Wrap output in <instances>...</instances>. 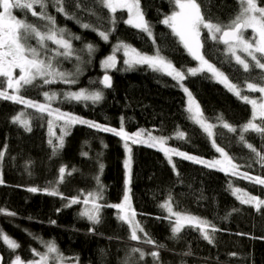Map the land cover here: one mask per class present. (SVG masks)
<instances>
[{"label":"trees","instance_id":"trees-1","mask_svg":"<svg viewBox=\"0 0 264 264\" xmlns=\"http://www.w3.org/2000/svg\"><path fill=\"white\" fill-rule=\"evenodd\" d=\"M82 2L85 5L92 4V0ZM213 4V18L218 17L223 21H227L238 7L236 0H213ZM141 6L146 18L153 24L154 33L167 44V54L171 55L176 66H196V61L182 47L175 45V38L170 35L167 26L159 23L163 14L170 12L168 0H141ZM261 6H264V0ZM36 10L39 11V7ZM69 11H77L79 16L84 17V22H89L84 12L71 7ZM48 12L56 17L59 26L67 27L72 33L82 37L81 41H73L77 50L82 49L85 43L92 42L98 46V51L90 63L87 53H80L82 62H78L75 57L61 59L59 67L62 71L75 73L79 65L81 74L78 84L56 83L44 86L43 89L28 90L23 93L26 97L42 100V91L88 87L91 81L103 76L104 69L100 66V61L111 53L112 45L118 39L143 51H153L151 41L145 34L122 22L127 19L126 10L117 12L120 23L107 43L93 31L82 29L73 20L65 19L53 7L49 6ZM16 13L22 17L20 11ZM30 22H37L36 18L30 17ZM122 60L123 53L120 52L118 69L124 68ZM213 62L216 60L213 59ZM235 68L233 63L231 70L229 66H225L224 70L233 78V82H239L243 87L245 76L242 72H236ZM109 74L113 79V87L104 89L105 99L101 104L92 106L89 103L85 106L58 100L55 106L116 128L120 126V117L123 116L128 132L145 129L154 130L158 135L173 136L179 128L188 134L190 142L173 137L168 141V146L206 158L217 155L198 127L186 118V95L179 87L173 86L175 81L171 77L155 73L146 66L127 72L110 70ZM185 85L199 101L205 115L212 118V122L221 113L228 122L237 126L250 118V105L239 101L223 85L201 77H190ZM93 87L103 86L97 84ZM244 94L256 96L258 93L245 91ZM22 108V105L0 100V150L7 146L5 158L0 164V178L4 181L0 184V209L16 213L14 217L0 213V230L20 244V248L9 251L0 240V253L5 264H11L16 255L27 264L28 261L37 259L32 249L37 252L44 250L40 241L33 239L29 233L45 241L55 240L63 255L78 264H122L131 247H140L146 253L159 250L158 261H154L150 255L139 261L137 255L139 264H264V206L257 211L254 206L241 205L227 189V184L231 180L234 187L263 199L264 186L173 157L176 171L179 172L177 176L163 153L146 145H132L131 201L137 212V220L153 239L165 247L156 249L152 245L130 241V230L116 219L117 210L113 208H104L103 222L95 226V231H89L92 224L78 215L83 204L64 207L68 203L66 199L62 200L42 191L31 193L27 189L45 187L48 182L58 178L60 166L67 165L69 170L75 168L78 171L71 177H66L65 182L60 185L59 190L65 197L76 196L80 190L84 193L93 190L96 187L93 177L98 172L97 154L102 152L100 161L105 168L101 180L106 191L101 202H121L125 191V150L122 140L111 133L97 132L86 125H76L71 129V135L65 138L63 150L59 155L52 156L48 140L51 137L56 142V137L61 135L60 125L55 126V135H52L45 115L44 119L33 120L31 132L25 131L11 121V117ZM33 112V109L29 111ZM217 131L224 134L217 143L226 146V151L236 157V162L245 166L241 171H248L253 176H264V168L255 162L250 150L237 143L238 134L228 133L224 129ZM246 139L264 152V146L255 134L249 133ZM85 141L88 143L85 144ZM101 141L107 145L106 148ZM82 152H87L88 156H83ZM248 164L252 167L249 168ZM169 192L174 197L175 211H186L207 218L222 230L216 233L214 245H209L197 231L191 229H185L179 239L171 238L169 221L162 218L167 216V212L158 207L167 199ZM233 209L240 211L232 212ZM229 212H232L231 216L227 220L223 219ZM51 221H55V224ZM241 233L244 235H239ZM189 251L191 254L185 255ZM231 253L237 255L231 256Z\"/></svg>","mask_w":264,"mask_h":264},{"label":"snow or ice","instance_id":"snow-or-ice-1","mask_svg":"<svg viewBox=\"0 0 264 264\" xmlns=\"http://www.w3.org/2000/svg\"><path fill=\"white\" fill-rule=\"evenodd\" d=\"M168 2L171 6L170 12L164 13L159 23L170 30V35L175 38V45L182 47L188 56L196 61L194 67L176 66L171 55L167 54L169 52L167 44L154 33L153 24L146 18L141 0H92L91 5L83 4L82 0H72L71 3L69 0H0V100L11 101L23 106V110L12 116L11 121L23 127L25 131L31 132L33 120L44 119L46 115L49 132L52 135H55L52 132L54 122L59 123L61 135L56 137L55 143L51 137L48 140L52 156L59 155L63 150L65 138L71 135V129L76 125H86L97 132L111 133L119 137L123 141L126 152V158L123 161L125 191L119 203L101 202L105 198L106 191V186L101 180L105 168L100 161L102 152L97 154L98 172L93 177L96 184L93 190L86 193L80 190L76 196L65 197L59 190L60 185L65 182L66 177H71L78 170L75 168L69 170L67 165H62L58 169V178L55 181L48 182L43 188L29 187L27 191L31 193L42 191L47 195L66 199L68 203L64 207L83 204L84 207L78 215L92 224L93 227L89 231H95V226L103 222L102 210L104 208L116 209V219L127 225L130 230L128 239L152 245L156 249H162L165 245L158 243L145 230L141 222L137 220V212L132 205L130 185L133 157L130 145H146L161 151L177 176L179 172L176 171L173 157H180L207 169L264 186V176H253L248 171H241L245 166L236 162V157L226 151V146L217 143V140L224 135L217 129L238 134L236 135L237 143L250 150L255 162L264 168V152L258 150L246 139L249 133H253L260 138L264 146V6H261L262 0H236L238 7L227 21L218 17L213 18V0H168ZM49 6L63 15L65 19L73 20L80 28L93 31L105 43L109 42L120 23L117 19V12L126 10L127 19L122 22L137 32L145 34L151 41L153 51L151 53L143 51L131 43L118 39L112 45L111 53L100 61V66L104 69L103 76L91 81L88 87L62 92L42 91L40 94L43 102L27 98L23 93L28 90H39L56 83L78 84V77L81 74L79 65L75 73L61 71L59 67L61 59L68 60L75 57L78 62H82L80 53H87L90 63L91 58L98 51V46L92 42L85 43L82 49L77 50L73 41H81L82 37L72 33L67 27L59 26L56 17L48 12ZM37 7L39 11L36 10ZM70 7L84 12L89 22H84V17L79 16L77 11H69ZM15 11H20L22 17H17L14 14ZM30 17L36 18L37 22H30ZM249 30H251L250 36L246 35ZM220 45L223 47L221 48ZM120 52L123 53V69L117 67L119 63L117 54ZM213 59L216 62H213ZM233 63L236 66L235 71L242 72L245 76L243 87L241 83L233 82V78H230L229 73L224 70L225 66H229L231 70ZM141 66H146L162 76L171 77L175 81L173 86L179 87L187 97L186 118L198 127L218 156L205 159L203 156L167 146L168 141L173 137L190 142L191 138L188 134L179 128L173 136H155L151 130L145 129L130 133L125 128L123 116L120 117L119 128H116L106 123L85 119L71 111H63L60 107H53V103L58 100L68 104L99 105L105 99L104 89L113 87L110 70L127 72ZM17 70H19L18 75ZM190 77H201L223 85L239 101L250 105V118L237 126L228 122L221 113L215 117V122H212V118L205 115L199 101L185 85V81ZM97 84L103 87H93ZM245 91L259 93V98H251L244 94ZM27 109H33L34 112L29 113ZM87 143L85 141V144ZM101 144L107 147L103 141ZM6 148L5 145L4 150H0V164L5 158ZM81 154L88 156L87 152ZM247 166L252 167L251 164ZM29 175H31L30 172ZM3 183V179L0 178V184ZM227 189L241 205L254 206L257 211L264 206V199L253 196L244 189L234 187L231 180L227 184ZM173 204L174 197L169 192L167 199L158 205L167 212V216L162 218L169 221L171 238L179 239L185 229H191L197 231L209 245L215 244L216 233L222 231L221 229L207 218L186 211H174ZM239 211V209L232 210V212ZM232 212H229L223 219L227 220ZM0 213L16 216L15 212H5L4 209H0ZM160 218L157 217V219ZM51 223L55 224V221ZM29 235L39 240L44 250L37 252L32 249L31 251L38 259L30 260L27 264H66L68 258L60 251L55 240L45 241L31 233ZM0 240L9 251L20 248V244L2 230H0ZM189 254H191L190 251L185 253V255ZM137 255L139 261H143L146 255L158 261L160 253L159 250L146 253L140 247H131L126 252L122 264H139L136 260ZM230 255L236 256L237 254L231 253ZM0 264H5L3 256H0ZM11 264H24V261L16 255Z\"/></svg>","mask_w":264,"mask_h":264},{"label":"rangeland","instance_id":"rangeland-1","mask_svg":"<svg viewBox=\"0 0 264 264\" xmlns=\"http://www.w3.org/2000/svg\"><path fill=\"white\" fill-rule=\"evenodd\" d=\"M14 14L17 16V17H19L18 15H17V13H16V11L14 12ZM246 35H248V36H250L251 35V30H249L247 33H246ZM117 56H118V54H117ZM62 71V70H61ZM16 74L18 75L19 74V70H17V72H16ZM79 89V88H78ZM66 90H69V89H65V90H63V91H66ZM71 90H77V89H71ZM56 92H62V91H58V90H56ZM251 98H259V93L256 95V96H250ZM27 98H30V99H36V98H32V97H27ZM42 100H38V101H40V102H43V97L41 98ZM37 100V99H36ZM186 100H187V97H186ZM53 107H57V106H55V102L53 103ZM21 110H23V108L21 109ZM20 110V111H21ZM31 109H27V111L29 112ZM19 111V112H20ZM78 115V114H77ZM79 116H81V115H79ZM82 117H84V116H82ZM85 119H89V120H93V119H90V118H88V117H84ZM94 121H96V120H94ZM97 122H99V121H97ZM99 123H101V122H99ZM103 124V123H102ZM57 125H60L59 123H57V122H54V124H53V129L55 128V126H57ZM119 128V127H118ZM53 129H52V132H53ZM152 131V134L153 135H155V136H161V135H158L157 133H155L154 132V130H151ZM135 132V131H134ZM130 133H132V132H130ZM122 143H123V141H122ZM131 147H132V145H130ZM168 146V145H167ZM170 147V146H169ZM125 150V149H124ZM182 151V150H181ZM190 154H193V153H190ZM194 155H196V154H194ZM216 156H218V154L216 155ZM125 158H126V152H125ZM124 158V159H125ZM205 159H211V158H206V157H204ZM213 158V157H212ZM0 175H1V171H0ZM254 196V195H253ZM82 197V196H81ZM82 199H83V197H82ZM261 199H263V198H261ZM84 207V206H83ZM175 211V210H174ZM68 258V257H67ZM37 259H38V257H37ZM66 264H78L76 261H74V260H72V259H70V258H68V260L66 261Z\"/></svg>","mask_w":264,"mask_h":264},{"label":"water","instance_id":"water-1","mask_svg":"<svg viewBox=\"0 0 264 264\" xmlns=\"http://www.w3.org/2000/svg\"><path fill=\"white\" fill-rule=\"evenodd\" d=\"M0 256H2V254L0 253ZM23 261V260H22ZM24 264H26V262L24 261Z\"/></svg>","mask_w":264,"mask_h":264}]
</instances>
